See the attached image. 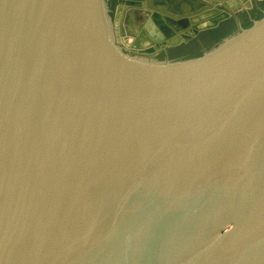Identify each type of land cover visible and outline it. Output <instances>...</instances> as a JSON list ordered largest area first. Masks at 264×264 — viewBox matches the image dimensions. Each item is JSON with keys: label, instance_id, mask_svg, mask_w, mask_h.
I'll return each mask as SVG.
<instances>
[{"label": "water", "instance_id": "95a60500", "mask_svg": "<svg viewBox=\"0 0 264 264\" xmlns=\"http://www.w3.org/2000/svg\"><path fill=\"white\" fill-rule=\"evenodd\" d=\"M252 1L0 0V264H264V10L151 48Z\"/></svg>", "mask_w": 264, "mask_h": 264}, {"label": "flooded vegetation", "instance_id": "af4514ba", "mask_svg": "<svg viewBox=\"0 0 264 264\" xmlns=\"http://www.w3.org/2000/svg\"><path fill=\"white\" fill-rule=\"evenodd\" d=\"M264 10V0H253L250 7L243 9L240 12L230 14L228 18H223L212 27L199 30L194 36L183 32L177 35L172 29V23H162L158 21V24L162 27V30L166 36H169L168 42H157L155 46H152V51H156L159 56H168L182 53H189L194 50H199L205 46H208L224 36L232 32L237 28L238 24H244L250 21L251 17L254 18L257 14ZM230 13V11H229ZM215 14L213 13V16ZM138 43L142 46V43L146 42L144 39L139 38ZM147 43V42H146Z\"/></svg>", "mask_w": 264, "mask_h": 264}, {"label": "crops", "instance_id": "0c3cea01", "mask_svg": "<svg viewBox=\"0 0 264 264\" xmlns=\"http://www.w3.org/2000/svg\"><path fill=\"white\" fill-rule=\"evenodd\" d=\"M122 5H123V0H113V14H114V16L118 15V18H119L120 13H121L120 9L122 8ZM118 18H117V23H118Z\"/></svg>", "mask_w": 264, "mask_h": 264}]
</instances>
